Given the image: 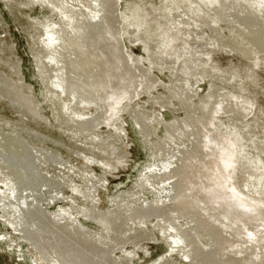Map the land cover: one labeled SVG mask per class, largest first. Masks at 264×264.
<instances>
[{"label": "bare ground", "instance_id": "1", "mask_svg": "<svg viewBox=\"0 0 264 264\" xmlns=\"http://www.w3.org/2000/svg\"><path fill=\"white\" fill-rule=\"evenodd\" d=\"M40 1L20 0L19 3L25 9ZM170 1L176 5L175 10H161L168 19L165 27H171L181 16L187 17L189 14L194 20L192 22L199 24L203 14L214 11V7L217 14L224 15V18L232 11L238 17L241 28L226 24L230 35L217 34V30L213 34L207 28L209 22L207 26L202 24L210 33L207 47L225 48L227 43L234 54L245 62L264 55V21L260 19L261 14L264 15V0H166L167 3ZM42 2L49 6L45 5L49 15L45 22L37 23L36 57L43 68L42 79H39L44 85L42 92L44 97L51 94L52 100L49 98L51 104L48 106L57 126L50 125L13 83L16 67L10 53L6 55L8 46L5 36L0 38V65L9 68L6 69L9 74L0 70V224L6 232L0 235V243L6 244L5 248H0V253L11 254L9 260L0 254V264H127L128 258L118 260L114 253L121 251L126 243L138 245L141 242L142 245L144 240L147 241L150 235L142 230L140 222H144L157 236L151 235L165 244L167 253L157 258L156 263L174 264L171 257L176 256L183 264H264V244L256 241V235L264 231V204L252 201L251 196L245 193L246 186L263 187L257 183L258 174L253 172L256 168L261 170V163L258 164L251 153L242 157L238 154L240 138L247 139L249 135L239 131L246 129L242 121L252 110L253 98L249 94L239 97L230 92L218 93L210 83L208 93L200 100L191 104L186 102L196 98L187 87L188 76L205 74L212 82L226 80L237 83L242 79L241 75L222 72L214 62L205 64L200 59L196 60V57L208 58L198 55L197 47L191 55H187L188 42L185 39L178 40L180 43L175 41L171 47L166 41L168 34H171L169 29L166 32L157 31L150 40V33L148 35V31L144 30L154 24L147 25L139 34L141 39L145 36L149 40L147 42L144 37L142 40L146 42L141 44L145 46L143 51L147 67L135 59H132V63L129 53L124 51L121 44V31L126 26L121 15H118L116 0ZM90 3L92 8L89 9ZM235 5L240 6V12L235 10ZM104 12H108L106 17ZM64 22H67V27ZM3 29L0 21V33ZM66 29L70 31L72 39L69 33L65 35L66 32H63ZM194 30V27H186L183 33ZM195 43H198L197 40L193 41ZM167 44L169 49L165 53L161 46L166 48ZM181 58L184 60L179 62ZM159 63L172 66L168 77L170 85L164 86V94L147 99L146 110L127 106L126 112L132 117L151 157L160 166L159 170L163 167L166 169L173 164V159L176 160L173 167L151 178L152 183L171 181L169 187L157 188L151 184L153 187L150 185L152 188H149V185H145L146 188L142 189L148 194L147 200L141 198L142 194L135 192L134 188L128 197L130 204L122 198L123 193H118L116 199L108 195L110 208L106 211H95L93 202L90 206L78 208L80 213L70 205L54 213L44 211V206L65 200L62 192L69 180H83V168L80 167L79 172L71 170L64 152L68 156L78 157L84 165H96L95 160H109L108 152L105 153L106 146H109L113 158L110 157L115 160L121 146L113 127H109L103 135L101 133L102 136L91 132L98 131L100 126L112 120L115 122L121 106L130 105L147 85L155 81L151 70ZM249 75L243 78H251ZM168 91L172 95H168ZM155 107L180 111L182 116H173V122L163 123V137H154V142L150 144L147 139L155 135L160 123ZM85 109L89 112L98 110V113L85 114L82 111ZM6 111L14 114L15 122L2 119L1 112ZM230 112L237 118L238 122L232 119L233 115L231 119L238 131L231 133L224 130L228 133L227 137L218 133L213 120L219 114ZM193 113H198V116L193 117ZM191 127L194 130L188 132ZM49 129L58 133L61 130L71 139H66L62 145ZM189 136L192 146L178 151L175 156L169 152L173 145ZM263 137L257 139L263 140ZM167 161L168 164L164 166ZM99 168L104 171V166ZM246 174L253 178L250 179L252 182L243 180ZM2 211H6V217ZM76 215L89 224L94 223L96 231L82 226ZM131 223L133 227L126 231V226Z\"/></svg>", "mask_w": 264, "mask_h": 264}, {"label": "rangeland", "instance_id": "2", "mask_svg": "<svg viewBox=\"0 0 264 264\" xmlns=\"http://www.w3.org/2000/svg\"><path fill=\"white\" fill-rule=\"evenodd\" d=\"M9 1L10 0H2V1L0 0V21H2V24L4 26V29H3L4 31L2 30V32L0 33L3 36L0 35V38L2 37L1 39H3L5 36L4 38L5 43H7L6 45L8 46V48H10V50L6 48L7 49L6 55H9L10 53V58L12 60V63L16 67L15 72L17 75L15 74V77L14 76L12 77L13 83L18 87V89L20 88L19 91L24 96L26 101H28V103L34 109L39 111L46 118V120L50 122V125L55 126L56 124L54 123L50 107L48 106L51 104V100H52L50 96L51 94H48L47 97H44V93L42 92L44 91V85L42 84V81L39 80V79H42L41 77L43 75V68L38 61L39 60L38 57H36L37 48L35 44L36 36L39 33V29L36 28L38 25L37 23L45 22V20H47L46 17H48L47 15H49L47 7L49 6H47L46 3L42 2L41 0L40 2H38L39 5L32 4L30 5L31 7L23 9L24 7L19 3L20 0H11L10 2ZM17 5L18 7H16ZM39 6H43V7H39ZM235 6H236L234 7L235 10L237 12L239 10L240 12L241 11L240 6H237V5ZM90 7L92 8L91 3L89 4V9ZM175 7L176 5L174 4V2L170 1L169 3H167L166 0H116V9L119 10V11L117 10L118 15L119 14L121 15L123 22L126 26L124 30L122 29L121 31V44L124 47V51H126L127 54L129 53L128 55L129 57H131L130 59L132 63H134L132 59L133 60L135 59L141 65L147 67V63L145 64V61H144L146 59V55L143 51L144 50L143 47L145 46L144 44L143 45L141 44L145 43L146 41L144 42V40H148V37L146 39V37L144 36L145 37L144 39V37L142 36V39H144L142 40L139 34L142 33L144 29H146L147 25L151 26L152 24H154L152 25L153 27L151 26L152 28L150 27L151 29L147 28L148 30L147 29L144 30L146 32L148 31V35L150 33V37H149L150 40H153L154 33H157V31L166 32V29H169L171 34H168V36L166 34L168 38L166 41H169L170 46L172 45L171 47H173V44L175 43V41H178L180 39H185L188 42L186 44V49L188 51L187 55H191L194 52V50H196V47H197L198 55L200 56L204 55V57H208V58L203 59V57H199V58L196 57L195 58L196 60L199 61L200 59V61L205 62V64L214 62L216 63L215 64L216 67H218L222 72L231 73L234 75H238V74L241 75L242 79H239V82L231 83V81L226 82V80H223V82H220V81L212 82V79H209L210 78L209 75L199 74L195 76L194 74L193 76L192 73H189V75L191 74L192 77L188 76L187 80L185 79L188 83L187 87L192 91V93L195 94L197 99L194 98L193 100H191V102H190V99H188L186 100V102L188 101L191 104V103H195V101L198 99L200 100L201 96H204L208 93L207 90H208V86L210 83L214 86V91H217V90L219 91V92L217 91L218 93L230 92V94L238 95L239 97L240 96L242 97V95L247 96V94H249L250 97L253 98L254 104H253L252 110L248 114L249 116L247 115L244 118V121H242V123L244 122L243 124H244V127L246 126L245 127L246 129H243L242 131V129L240 130L239 128L240 130L239 132L241 133L243 132L245 134L248 133L249 135L247 134L248 135L247 139H245L246 137H244V138H240V141L238 140L239 141L238 154L240 157H242L246 153L248 154L251 153V157L252 156L256 157L255 160L257 161V163L258 164L261 163L259 164L261 166V167L259 166L261 170H258L256 168V169H253V172L255 174H258L257 183L261 184L263 187L259 188V187L246 186L247 189L245 188V193L248 195V197L251 196L249 198L251 200L253 199L252 201H255L257 203L259 202V204H264L263 202L264 201V198H263L264 197V176H263L264 169H262L264 168V137H263V140H258L259 136H264V133H263L264 132V55H260V58L256 57V59L254 60L255 63L254 61L245 62L239 56L234 54V50L231 49V46H229L227 43H226L227 47L225 48L218 47V46H216L215 48L207 47L206 42L208 41V36L210 35V33L203 26H207L206 24H208L209 22L210 26L208 25L207 28H209V30L213 34L217 30V34L222 32V34L228 35L229 32L227 30L229 28L225 26L226 24L232 27L235 26V28L237 29L241 28L239 21H238L239 19H237L238 17H236L234 12L232 13V11L229 10L230 12L229 11H228L229 13L226 12L228 14H225V18H224V15L220 16L217 14L218 12L215 10V7H214L213 8L214 11L210 10V11H207L209 13L206 12L203 14L204 18L205 16H207V14H209L207 16L208 18L206 17L205 20H201L203 19V17L202 18L200 17L201 19H199L198 21L199 24L193 23L192 21L194 20H192V15L189 14L187 15L188 18L185 16H181L180 18L181 20L180 19L176 20L174 25L171 24L172 25L171 27H168V26L165 27L168 19H167V16L163 14L164 13L163 11L175 10ZM59 8L60 7H58V9ZM251 10L252 12H255L254 9H251ZM91 11H93V9ZM104 13H106L105 14V17H106L108 12H104ZM260 19L261 20L263 19L264 21L263 14H261ZM163 20L165 22H163ZM221 20L224 23H222ZM185 22H188V23H185ZM66 23L67 22H64L65 26L67 25ZM190 23H192V25ZM184 24L185 26H183ZM211 24L214 26L212 27ZM129 25H131V27ZM155 25L157 27H155ZM199 25H201V27ZM186 27L189 29L194 27V29L196 30H194V32L187 31V33H183L184 28ZM68 29L63 31L64 33L66 32L65 35L70 32ZM242 30L245 31L244 28ZM193 36H195V40H197L198 43L193 44V41H195L193 40ZM69 38L72 39V37L70 36V33H69ZM70 39L67 38V40H70ZM147 42H149V40ZM178 42L180 43V41ZM177 45L178 43H176V46ZM74 46H76V44H74ZM76 48L78 47L76 46ZM150 48H151V45H150ZM163 49L165 50V53H166V50L169 49L168 44L166 48L165 46L164 47L161 46L162 51H164ZM206 53H208V55ZM183 60L184 59L181 58L179 62ZM259 60L262 62L260 63ZM161 64L162 63L156 64L154 68H152L151 73L155 77V81H153L152 84L147 85L146 89L142 90L144 93L142 91L140 92L143 95L139 94L132 101L130 105L123 104L120 108L119 114L116 117L117 119L115 118V122L114 120H112L113 123L111 121L107 125L106 124L102 125L103 127L102 126H100V128L98 127L99 128L98 131L96 129V131L91 132V134L97 133L96 134L97 136L99 134L100 136H102L104 132H107L111 127H113L112 129L113 131H115V135L117 136L118 141L121 146L119 150V154L116 156L115 160H113L112 159L113 157L110 155L111 153L109 150V146H106V149H105V153L108 152L107 154H108L109 160L107 159H104L102 161L95 160V162L97 161L96 165L95 164L88 165V163L84 165L82 163V160H80L78 157L74 155L68 156V154L63 151L65 158L68 157L67 158L68 165L70 164L73 166L72 168L69 165V168H71V170L79 172V170H81L80 167L83 168L82 170L85 171L84 174L81 173V176L83 175L82 176L83 180L82 182H80L79 180L76 181L73 178L69 180L68 183L65 184L66 189L64 188L65 190H63L62 192L63 198L65 200H61V201L59 200V201H56L55 203H51L50 205H48L49 207L44 206V209H45L44 211L48 213H54L57 210L59 211L61 208L67 209V206L69 205L71 207L73 206V210H76L78 208H83V205L90 206L93 203L94 205H92V207L95 206L96 208V210L94 209L95 211H106L108 210V207L110 208V204L107 198L108 195L116 199L118 196V193H123L124 196L122 198L130 204V200L128 197L129 195H131V193H133L134 188H135V192L142 194L141 198H144L147 200L148 194H146V191L142 189V188H146L145 185H149L148 186L149 188H152L153 186L154 187L157 186V188H162L163 186L164 188L169 187L170 185L169 183H172L171 181H169L168 183L161 184V183H158L159 182L158 180L157 182L152 183L153 180L151 181V178H153V176L156 175L157 173L165 171L169 167L171 168V166L173 167L175 165L174 163L176 160L173 159L171 161V162L174 161L173 164L168 166L166 169L162 165L164 170L163 168L159 170L160 166H158L156 161H154L155 158L151 157L152 155H150L149 153L148 146H146L145 143H143L142 136L139 134V132L136 130L133 124L132 117L126 112V110L128 111V109H126L127 106H129L130 108L134 106L135 107L134 109L136 110L137 108L146 110L148 108L146 100L158 97L159 94L163 93L164 86L170 85L168 81V77H170L172 66L171 65L166 66V64L165 65L162 64L163 65L162 66ZM156 66H158V68ZM6 69H9V68L7 67L5 68L2 65H0V70L5 72L6 74H9ZM248 74H250L249 76H251V78L249 77L250 79L248 77L243 78L245 75H248ZM168 95H172V94H170V92L168 91ZM162 104L163 103H161V105ZM171 106L175 107L174 105H170V107ZM82 111L85 114L89 113V115L92 113L93 114L98 113L96 112L98 110H93V112H89V110L85 109ZM154 111H156L157 113L159 112L158 115L160 117L159 119H160L161 124L158 123V129L155 132V135L150 136L147 139L148 143L150 144L154 142L155 140L154 137H157L160 139L163 137L164 135L163 128H162L163 123L173 122L172 120L173 116L175 117L182 116V113L180 111H171V109L167 107H164V108L155 107ZM193 114H192L193 117L198 116V113H193ZM1 115H2V119L5 121H11V122L16 121L14 114L11 113L10 111L1 112ZM95 115H99V114H95ZM232 115H233L232 112L228 114H219L213 120L214 127L216 128L218 133H223L225 136H227L228 133H226L224 130H228L231 133H236L238 131V127L234 124V122H232V119L237 121V118L234 116L235 114L233 115L234 117ZM243 124L240 123L241 126ZM193 130L194 129L191 127L188 129V132H191ZM49 132L53 133L54 136L56 137V140L62 145L65 144L66 139L67 140L68 138L71 139V136L69 135L67 136V133L65 134L61 130H59V133H58V131L56 130L49 129ZM183 141H180L176 145H173L172 150H170L169 152L175 156L177 155L178 151H184L189 147V145L192 146V144H190L191 143L190 136L188 138H183ZM72 163H75V164H72ZM167 164H168V161L164 166H166ZM100 166H104V171H102L99 168ZM106 170H111V171L109 172ZM247 170H249V168ZM85 176L87 177L86 179H85ZM88 179L92 183L88 182ZM250 179H253V178L252 177L249 178L248 174L244 175L243 180H246L247 182L248 181L252 182V180ZM81 188H84L85 191L84 189L80 191ZM136 188H141V189H136ZM254 191L257 193H255ZM79 193H80V196H79ZM82 194L86 196L89 195V196L86 197L83 195L84 196L83 198ZM256 194L259 196H257ZM257 198L259 201L257 200ZM82 200H84L85 202ZM67 201L69 202V204ZM135 204L136 203H134V205ZM78 210H79L78 212L80 213L81 212L80 209ZM2 212H3V216L6 217L5 216L6 214L4 215L6 211L5 212L2 211ZM76 218L77 220H79V223L85 228L91 229L92 231L97 229L94 223L89 224V222H86L85 220H83L80 215H76ZM182 224H184V222H182ZM140 226L142 227V230H145L150 235L147 241L144 240L145 242L143 241L144 243L142 242V245H141V242L138 245H131V244L129 245L126 243L124 247L122 246L121 251H116V253H114V257L118 260H121L124 257L128 258L127 264H154V263L162 264V263H156V261H157V258L164 256L167 253L165 244L161 242L160 240H158V238L156 237L157 235L153 233L152 230L149 229V227L146 224H144V222H140ZM131 227H133L132 223L126 226L127 228L126 231H129ZM5 233L6 232L4 231L2 225L0 224V235L1 236L2 234L5 235ZM260 233L256 235V241L257 243L262 245L264 244V234H263L264 231ZM151 234H155L156 236L151 235ZM5 246H6L5 242L0 243V248H5ZM0 254L2 255L3 258L7 260H9V256L11 255L8 252L0 253ZM121 254H124V255H121ZM172 257H171V262H173L174 264H183V261L181 259L177 258L176 256H172Z\"/></svg>", "mask_w": 264, "mask_h": 264}]
</instances>
